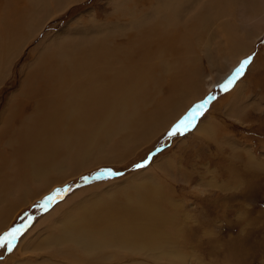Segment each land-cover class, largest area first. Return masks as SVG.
<instances>
[{
  "label": "bare ground",
  "instance_id": "obj_1",
  "mask_svg": "<svg viewBox=\"0 0 264 264\" xmlns=\"http://www.w3.org/2000/svg\"><path fill=\"white\" fill-rule=\"evenodd\" d=\"M1 1L0 85L27 41L80 0ZM109 4L111 13L89 15L87 36L71 35L72 29L64 28L20 69L21 87L0 111V174L14 179L0 176V229L50 186V173L61 167L54 159L62 162L54 156L74 159L108 143L116 148L134 143L156 125L164 126L165 117L181 106L172 105L174 98L186 96L200 82L198 50L208 47L204 34L211 24L218 25L229 54L248 51L264 31V0H109ZM82 20L79 15L73 24ZM77 28L74 25L73 31ZM79 36L87 42L81 44ZM224 50L219 51L220 58ZM224 76L217 72L206 89ZM164 81L171 86L172 97L165 94L166 99L157 102ZM33 186L39 187L37 192ZM145 194L138 193L143 200L130 198L103 210L84 203L87 208L61 212L58 218V209L49 211L25 234L20 245L23 259H14L15 264H71L69 260L97 264L117 250L160 257L153 252L160 238L155 232L161 234L165 222ZM40 227L45 228L42 234L34 235ZM40 251L46 261L33 259L43 256Z\"/></svg>",
  "mask_w": 264,
  "mask_h": 264
},
{
  "label": "rangeland",
  "instance_id": "obj_2",
  "mask_svg": "<svg viewBox=\"0 0 264 264\" xmlns=\"http://www.w3.org/2000/svg\"><path fill=\"white\" fill-rule=\"evenodd\" d=\"M108 1L80 0L70 4L58 12L54 20L48 21L35 38L27 41L0 85V111L4 110L11 94L21 87L22 66L25 68L34 60L37 52L64 28L72 29L71 35L87 36L91 27L87 22L89 15L111 13ZM39 14L42 17V11ZM79 15L83 16L82 22L85 21L73 24V19ZM71 22L78 30L73 31ZM262 29L261 25L258 32ZM81 36L78 37L80 43L87 42ZM115 36L119 41L123 39L119 32ZM204 36L209 45L198 50L203 77L200 76L199 85L192 92L174 98L172 105L181 106L176 114L175 111L165 117L164 126L156 125L134 143L126 142L127 145L115 148L108 143L98 148L100 151L95 148L74 159L54 156L63 163L54 159L61 167H55L50 173V186L40 192L36 190L39 187L33 186V191L39 195L0 229V237L11 229L19 230L11 251L9 245L0 240V264H15L14 259H23L20 248L25 234L49 211L58 209V218L63 212L87 205L103 210L105 205L126 204L130 198L143 200L138 195L142 191L150 196L148 205L151 204L165 222L161 234L155 232L160 238L153 252L160 257L117 250L112 251L109 258H99L97 264H264V31L251 49L235 54L224 50V36L219 33L218 25L211 24ZM43 39L46 44L39 48ZM220 50H224L223 58H220ZM240 51L243 53L238 54ZM250 56L251 63L237 79L240 82L236 80L228 91H223L220 85ZM217 72L225 73L221 83L217 81L219 83L206 89L207 84L215 82ZM167 84L164 81L158 88L157 102L164 101L167 95L172 97V88ZM205 100L208 102L202 108H196ZM190 112L194 118L189 127L182 130L183 134L169 136L173 126ZM249 155L252 162L248 160ZM137 164L144 166L135 167ZM7 175L10 174H0L14 180ZM44 229L40 227L34 235H41ZM9 254L12 257L7 260ZM33 259L46 261L44 255L33 256Z\"/></svg>",
  "mask_w": 264,
  "mask_h": 264
},
{
  "label": "snow or ice",
  "instance_id": "obj_3",
  "mask_svg": "<svg viewBox=\"0 0 264 264\" xmlns=\"http://www.w3.org/2000/svg\"><path fill=\"white\" fill-rule=\"evenodd\" d=\"M252 57H247L243 61L240 62L239 66L233 71L232 75L225 81L224 84L220 85L221 89L223 91H228L235 81L239 79L245 72L246 67L251 63ZM208 101L205 100L201 104L196 105V108H202L203 104L207 103ZM192 113L190 112L184 119L179 121L176 125L173 126V128L169 131V136H174L177 134H183L182 130H186L189 127V124L191 123ZM144 163H147L145 161ZM143 164H137L135 167H142ZM19 230L18 229H11L9 232L5 233L3 237H0V240H2L4 243L9 245L8 250L11 251V244L12 241L16 239V234Z\"/></svg>",
  "mask_w": 264,
  "mask_h": 264
}]
</instances>
